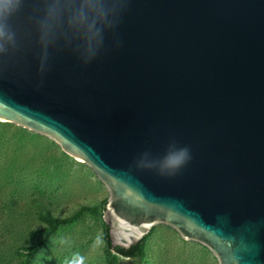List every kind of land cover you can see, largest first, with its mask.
Instances as JSON below:
<instances>
[{
  "label": "water",
  "instance_id": "95a60500",
  "mask_svg": "<svg viewBox=\"0 0 264 264\" xmlns=\"http://www.w3.org/2000/svg\"><path fill=\"white\" fill-rule=\"evenodd\" d=\"M38 17L28 0L13 20L0 121L93 172L111 250L166 226L217 264H264V0H126L95 59L61 39L43 74ZM173 143L191 159L166 175Z\"/></svg>",
  "mask_w": 264,
  "mask_h": 264
},
{
  "label": "rangeland",
  "instance_id": "374dc122",
  "mask_svg": "<svg viewBox=\"0 0 264 264\" xmlns=\"http://www.w3.org/2000/svg\"><path fill=\"white\" fill-rule=\"evenodd\" d=\"M104 186L83 163L50 139L0 121V264H18L26 249L39 247L33 264H70L78 253L84 264H107L103 237ZM98 208L100 216L84 212L72 224L46 236L41 216L67 219L80 208ZM141 264H217L204 247L183 241L166 226H156L145 240ZM123 261V260H122Z\"/></svg>",
  "mask_w": 264,
  "mask_h": 264
},
{
  "label": "clouds",
  "instance_id": "9594fccd",
  "mask_svg": "<svg viewBox=\"0 0 264 264\" xmlns=\"http://www.w3.org/2000/svg\"><path fill=\"white\" fill-rule=\"evenodd\" d=\"M28 0H0V58L8 57L20 47L13 25ZM126 0H33L39 17L36 21L40 45L39 71L45 73L50 48L63 39L75 47L83 64L90 63L103 47L105 34L116 26ZM147 155V154H145ZM191 159L187 147L170 144L167 154L157 161L163 174L173 175ZM103 245L97 235L94 248ZM70 264H84L78 253Z\"/></svg>",
  "mask_w": 264,
  "mask_h": 264
},
{
  "label": "trees",
  "instance_id": "16d2710c",
  "mask_svg": "<svg viewBox=\"0 0 264 264\" xmlns=\"http://www.w3.org/2000/svg\"><path fill=\"white\" fill-rule=\"evenodd\" d=\"M106 201L102 204V211H104V205ZM84 212H89L93 216H100V212L98 208H88V207H82L80 208L75 215H73L70 218L67 219H56L51 214H47L46 216H41V220L47 225L46 229V236H50L60 226L72 224L74 221H76ZM103 231H104V242H105V261L107 264H119L124 259L129 260H136L138 263L141 264V261L144 258V247H145V240L147 237L143 238L140 242H138L136 245L131 246L128 250H122L118 247L114 248V250H111V246L109 244L108 239V229L106 225L103 223ZM39 250V247H33L26 249L27 254L25 255L28 259L24 262L18 263V264H33V258L37 254Z\"/></svg>",
  "mask_w": 264,
  "mask_h": 264
},
{
  "label": "flooded vegetation",
  "instance_id": "af4514ba",
  "mask_svg": "<svg viewBox=\"0 0 264 264\" xmlns=\"http://www.w3.org/2000/svg\"><path fill=\"white\" fill-rule=\"evenodd\" d=\"M129 259H124L123 261H128ZM133 264H138V261L136 260H131Z\"/></svg>",
  "mask_w": 264,
  "mask_h": 264
}]
</instances>
